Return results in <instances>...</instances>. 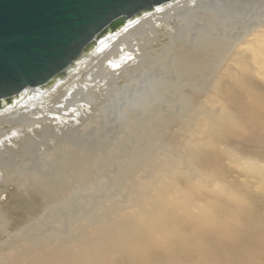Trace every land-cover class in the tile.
<instances>
[{
	"label": "bare ground",
	"instance_id": "6f19581e",
	"mask_svg": "<svg viewBox=\"0 0 264 264\" xmlns=\"http://www.w3.org/2000/svg\"><path fill=\"white\" fill-rule=\"evenodd\" d=\"M245 13L258 14L259 18L249 26L245 33L246 37L243 35L244 38H240V42L234 46L232 61L235 57H239L235 62H237L236 67L240 70V74L235 77L231 85L229 84L230 86L223 94L226 97L227 106L237 113L240 112L243 123L241 128H237L240 125L227 119L224 113L212 110V112H207L206 118H203L204 120L199 124L201 126L197 134L201 135L206 129L213 130V132L223 129L224 133L234 132L237 136L244 135L245 141L247 139L263 148L264 0H182L172 4L140 19L120 35L108 40L100 48L99 53L90 58L99 57L100 62L85 71L86 77L83 80L95 81L94 77H100L105 61L116 58L120 53L133 51L131 44L134 39L146 36L149 31L156 35V24L169 25L171 20H174L171 29L176 32V38H186L188 42L193 43L197 39L199 41L191 50L181 47L176 51L179 60L178 68L193 73V70L203 68L201 66H204L207 57L218 55L221 50L216 39L222 37L224 33L214 31H218L228 18L230 19L235 14L239 16ZM226 25L227 23L224 26ZM209 30H214V33L210 31V34L204 35V32ZM201 33L204 34L201 35ZM72 80L76 82H71L69 91L66 90L67 92L60 94L56 100H52L54 104L52 106L56 109L77 107V105L89 102L88 88L81 84L82 82L78 81L77 77ZM52 91L44 94L34 91L31 99L8 112L0 113V125L16 124L17 126L11 129L16 130L22 128V122L32 125L52 121L48 117L39 120L33 117L44 112L55 111L54 108L48 106V102L46 103ZM197 117L198 115L195 114L191 119L194 120ZM219 139L224 141L228 138L219 137ZM8 140H10L8 131L0 129V167L5 170L8 163L6 164V159L3 160L2 156L5 151H9L6 147ZM135 142V138L128 139L123 144L124 146L112 149L115 155H109L108 150L106 151L100 145L98 148L68 145L66 153L52 156L51 159L42 162L41 169L53 170L54 179H46L43 174L32 175L26 179L25 183L29 182L28 187L47 200L53 197L65 200L69 190L83 187L88 190H98L100 198L107 197L109 193V196L115 198L124 196L126 209L120 208L121 204H118L117 200L108 203L106 199L107 204H100V202L89 204L87 201V203L84 202L88 207L87 211L80 214H73L74 212L71 211L73 215L63 218L57 213L59 202H56L52 205L54 211L49 222L56 224L57 232L44 233L38 226H29L24 228L25 236L21 230L16 236L18 239L5 238L0 241V264H264L263 221L246 219L247 224L242 226V229L246 230L238 231L237 229L235 232V228L239 226L238 218L241 212L234 213L233 211L232 215L223 214L222 211L225 209L221 211L219 207L208 201H193L172 181L173 176L177 174L185 179L198 175L195 178L198 189L208 187L207 178L204 176L203 179V174L198 169L189 170V168L179 167L182 159L188 158L189 160L192 157L190 155L193 148L195 149L194 144L188 141L181 147H174L165 154V157L157 160L154 159L157 151L153 141L150 140L149 144L148 140L143 151L132 154L130 152ZM205 146H207L206 143ZM210 157H207L208 160ZM117 158L122 162H117ZM205 164L207 165V162ZM210 165L213 166V163H209V167ZM243 166L247 168V170L244 168L247 173L263 176L259 171L253 172L252 168L248 167V162ZM241 168H243L242 163ZM21 173L20 176H22ZM135 175L140 178V184L137 187L133 186L134 183L132 184ZM129 186L131 192L126 194L125 190ZM19 189L22 190V180H20ZM211 190L217 193L224 192L217 184L212 185ZM239 202L237 203L240 205L241 202ZM258 213L254 212L259 216L258 218H264L263 213ZM248 214L246 211L245 215L248 216ZM179 226L183 229L182 231L178 230ZM61 228L63 231L59 230ZM67 229L68 233H66ZM236 235L240 239L239 243L237 239H234ZM186 251H190L189 256L182 258L181 256ZM206 253H209L210 257L205 262L196 259Z\"/></svg>",
	"mask_w": 264,
	"mask_h": 264
},
{
	"label": "rangeland",
	"instance_id": "374dc122",
	"mask_svg": "<svg viewBox=\"0 0 264 264\" xmlns=\"http://www.w3.org/2000/svg\"><path fill=\"white\" fill-rule=\"evenodd\" d=\"M258 18V14L245 13L239 14V16L235 14L230 19L228 18L229 20L234 19V21L227 19L225 21L227 25L224 26L225 22L221 25L224 28L220 27L218 31L209 30L204 32L205 34L201 33V35H206L210 34V31H214L215 33H224V35L215 38L221 46L218 55L207 57L206 62L203 61V63L205 62L204 66H201L203 68L193 70V73L178 68L179 60L176 51L181 47L188 50L193 49L199 42L198 39L193 43L188 42L186 38L179 39L181 37L178 36L176 38V32L171 29L174 20L169 21V25L156 24V35L149 31L146 36L134 39L131 44L133 51L120 53L116 58L105 61L104 69L102 73L100 72V77H94L95 81L83 79L86 77L85 71L100 62L99 57H93L73 77L59 84L50 93L48 101L44 99L46 103L48 102V106L54 108L55 111L33 116L36 120L48 117L52 121L32 125L22 122V128L16 130H11L17 126L16 124L0 125L1 130L8 131L10 139L6 143L9 151H5L2 156L3 160L6 159V164L8 163L7 169L0 167V220L2 221L0 223V241L8 237L18 239L16 236L19 232L22 230V234L25 233V229L29 226H38L44 233L57 232L56 224L49 222L54 211L52 205L56 202H59L57 213L63 218L67 215L69 217L75 213L80 214L87 211L88 207L85 205L87 201L89 204L93 202L107 204V200L108 203L117 200L118 204H121L119 207L124 209L127 206L124 196L115 198L109 196V193L104 199L100 198L98 190H88L82 187L69 190L65 200L60 197L47 200L29 188V182L25 183V181L32 175L40 174L45 175L46 179H54V171L50 168L41 169L40 165L46 159H51L52 156L66 153L68 145L80 148L87 146L98 148L100 145L106 151L108 150L109 155H115L112 153V149L120 148L128 139L134 138L136 142L130 153L138 154L143 151L147 146V141L149 140L150 144L151 140L156 145L157 152H155L154 159L157 160L165 157V154L174 147H181L188 141L194 144L195 149L193 148L191 152L190 161L188 158L182 159L180 162L182 164L181 166L179 164V167L181 169L189 168V170L198 169L202 172L203 179L204 176L207 178L208 187L198 189L195 179L198 175L185 179L178 174L172 178L176 186L184 190L187 197L193 201H208L219 207L221 211L225 209L226 212L222 211L223 214L232 215L233 211L234 213L241 212L240 217L238 216L239 226L235 228V232L237 229L245 231L246 229H242V226L246 225L248 221H253L252 219L264 223V218H258L259 216L254 214L255 211L264 214V191L262 192L264 190V145L262 148L252 141L247 139L245 141L244 135L237 136L234 132L224 133L223 129L222 131L215 130V132L206 129L201 134L203 136L197 134L201 126L199 124L206 118L207 112H212V110L224 113L227 119L229 118L236 125H240L237 128H241L243 118L240 117V112L237 113L227 106V100L223 94L225 89L233 83L235 77L240 74V70L236 67L237 62H235L239 57H235L232 61V55L235 52L234 46L240 42V38H244L243 35L246 37L245 33L249 26ZM74 77H77V80L88 88L89 102L77 105V107L56 109L52 106L54 105L52 102L60 94L69 91L71 82H76L72 80ZM199 112L203 114L201 115ZM194 113L198 115L197 119H194L195 121L192 120L193 118L191 119L195 115ZM186 126L187 129H185ZM219 137L228 139L223 141ZM196 138L198 141H195ZM207 157H210L212 161ZM239 158L241 159L238 160ZM116 161L120 162L121 159L117 158ZM247 162L253 172L259 171L263 176L247 173V168L243 166ZM209 163H213V166L209 167ZM241 163L243 168H241ZM19 172H22V176ZM192 178L193 180H191ZM133 179L132 184L134 183L133 186L137 187L140 184V178L135 175ZM20 180H22V190L19 189ZM135 180L137 181L135 182ZM214 184L221 186L224 192L212 191L211 186ZM130 192L129 186L125 193ZM119 199L120 201H118ZM71 211L74 213L72 212V214ZM246 211L247 214L249 213V217L245 215ZM219 216L221 215L219 214ZM178 230L182 231L183 229L179 226ZM66 233H68V229ZM234 239H237V243L240 242L237 235L234 236ZM189 254L190 251H186L181 257L186 258ZM209 257V253H206L196 259L205 262Z\"/></svg>",
	"mask_w": 264,
	"mask_h": 264
},
{
	"label": "water",
	"instance_id": "95a60500",
	"mask_svg": "<svg viewBox=\"0 0 264 264\" xmlns=\"http://www.w3.org/2000/svg\"><path fill=\"white\" fill-rule=\"evenodd\" d=\"M182 0H0V113L71 78L104 44Z\"/></svg>",
	"mask_w": 264,
	"mask_h": 264
}]
</instances>
